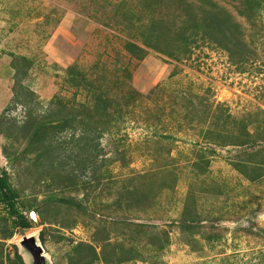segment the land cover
<instances>
[{
    "label": "rangeland",
    "instance_id": "1",
    "mask_svg": "<svg viewBox=\"0 0 264 264\" xmlns=\"http://www.w3.org/2000/svg\"><path fill=\"white\" fill-rule=\"evenodd\" d=\"M158 1L0 0V176L32 226L19 234L0 203V264H24L34 235L52 264H264V0L254 24L243 0ZM189 5L190 24L213 5L230 21L150 33ZM58 100L110 124L67 109L85 121L53 154L36 133L59 127Z\"/></svg>",
    "mask_w": 264,
    "mask_h": 264
},
{
    "label": "trees",
    "instance_id": "2",
    "mask_svg": "<svg viewBox=\"0 0 264 264\" xmlns=\"http://www.w3.org/2000/svg\"><path fill=\"white\" fill-rule=\"evenodd\" d=\"M151 1H158V0H151ZM200 2H203V3H208L209 5H211V3H209L210 0H199ZM159 2V1H158ZM251 4H252V0H243V4L242 5V9L243 11L247 14L248 16V19L247 21L248 22H252V18H251ZM215 8L216 6L213 5V12L215 11ZM188 10H191L193 11L194 10V7L193 5H189L187 6L186 8V14L188 12ZM200 17L197 16V22H194L192 24H190L189 20H190V17H189V14H187L188 16V21H183L182 19L184 18V16L182 15H179V16H174L173 14H166L164 16H160L158 17L157 20H154V18H152V24L150 25L149 27V30H150V33H154V30H161L163 28L167 29V30H185V32L187 31H191V30H198L200 29L199 25H200V22L202 17H208L209 18V25L207 26H204V27H208V28H213L216 32H220L222 33V30L224 31L223 29V26L227 21H230L228 18H224L223 17V14L220 13V12H209L208 10H203L201 9L200 10ZM196 19L193 18V21H195ZM186 23L188 25H190L189 28H187L186 26ZM254 24V23H253ZM193 25V26H191ZM206 25V24H204ZM186 27V28H185ZM213 30V31H214ZM150 33H149V36H150ZM197 34L195 33H191L190 35H187L190 39H188L187 37L184 39L185 42H190L188 40H191L192 44H195L197 42H195L197 36ZM154 36V35H153ZM193 37V38H192ZM156 38V37H155ZM160 40V36L158 38ZM156 38V43L157 45L160 43V41ZM183 42V41H182ZM212 42L216 45H219L220 43L219 42H216V40H212ZM231 44V43H230ZM158 47V46H157ZM224 46L222 45L221 48H223ZM160 49V48H159ZM224 50H226L227 52L231 53L233 50L231 48H223ZM140 50V48H139ZM161 51H164V50H161ZM159 51V52H161ZM191 54V50L188 49V44L185 45V46H178L177 50H173V52L171 54H168V57L169 58H172V59H175V60H180L179 56H176V55H180V56H189ZM96 101V100H95ZM59 103H55L57 105H55V107H59L58 109H61V114L63 113V115H65L61 120H60V124L58 125L59 127H56V128H52L53 124H55L56 126V122L54 123H51L49 122L47 125H43L42 127L39 125L35 126L34 128H37L39 129V132H37L36 134H38V144H42V145H49L47 147V149H53V154L55 153V146L52 145V143H54L55 139H53V135H57L59 131L63 132V130L66 128V127H76V126H79L81 123H83L85 120H83V118L81 119L80 115L78 113H76V115H74L73 113H71L70 111H67V109H74L75 106L78 108V109H83V108H86L87 111H91L92 112V116L94 113L95 114V117H99V118H106V120L104 121V123L108 124V115L104 114V113H101V111H103V109H100L99 105L97 103L94 102V108L91 107L90 105L88 104H77L75 101L73 102H63L62 100H58ZM70 104V105H69ZM84 109V110H86ZM63 111V112H62ZM96 111V112H95ZM94 112V113H93ZM105 112V111H103ZM110 118V117H109ZM108 118V119H109ZM31 117L28 118V120L26 122L23 123V126H20V130L23 129V133L25 134H30L29 131H32V128L31 126H33L35 120H32ZM82 120V121H81ZM80 121V122H79ZM44 122L41 123V125L43 124ZM103 123V124H104ZM110 124V123H109ZM87 127L88 131L92 132V133H100L99 136L101 134L104 133V130L102 128L99 127V129L97 130L94 129V131H92V128L91 126L88 127L87 125L84 124V128ZM42 130V131H40ZM59 130V131H57ZM106 130V129H105ZM52 131V132H50ZM57 131V132H56ZM108 132V130H106ZM85 130L83 132V134L81 135V146H85V142H86V138L88 140V138L90 137L89 136H85ZM28 137V136H27ZM247 137L249 138L250 135L248 134ZM36 138V136H35ZM92 141L90 140L89 143H91ZM238 146H244V143L242 140H238ZM92 144V143H91ZM80 146V147H81ZM90 153L91 154H94V151L93 150H90ZM51 154V153H50ZM100 156V155H99ZM90 158H94L96 159L97 157H93V156H90ZM263 166H261L259 169H263L262 168ZM17 199H18V196H17V193L13 190L10 182H9V176H8V173L7 172H4L1 176H0V203L5 207V209L7 210L8 212V216L11 218L12 220V226L13 228L19 232V234H24V232H28L29 230L32 229V226L28 220V218L22 214V212L19 210L18 206H17ZM92 251H93V248H91ZM80 249L77 248V250H75V253L78 254V251ZM94 252V251H93ZM95 253V252H94ZM22 262L24 263L22 257L19 255L18 256ZM74 258V257H73ZM71 258L70 261L72 262L74 259ZM128 260V259H126ZM129 261V260H128Z\"/></svg>",
    "mask_w": 264,
    "mask_h": 264
},
{
    "label": "water",
    "instance_id": "3",
    "mask_svg": "<svg viewBox=\"0 0 264 264\" xmlns=\"http://www.w3.org/2000/svg\"><path fill=\"white\" fill-rule=\"evenodd\" d=\"M17 245L20 248V252H18L24 264H52L38 235L24 237Z\"/></svg>",
    "mask_w": 264,
    "mask_h": 264
},
{
    "label": "bare ground",
    "instance_id": "4",
    "mask_svg": "<svg viewBox=\"0 0 264 264\" xmlns=\"http://www.w3.org/2000/svg\"><path fill=\"white\" fill-rule=\"evenodd\" d=\"M32 217L35 218V214H33Z\"/></svg>",
    "mask_w": 264,
    "mask_h": 264
}]
</instances>
